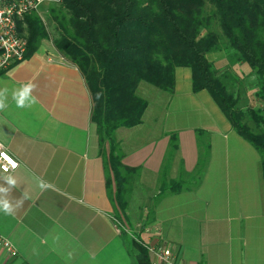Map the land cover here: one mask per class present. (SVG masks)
<instances>
[{
    "label": "crops",
    "instance_id": "0c3cea01",
    "mask_svg": "<svg viewBox=\"0 0 264 264\" xmlns=\"http://www.w3.org/2000/svg\"><path fill=\"white\" fill-rule=\"evenodd\" d=\"M209 59L220 70L229 66L224 53ZM233 70L242 79L251 74L247 64ZM28 82L37 85L38 102L21 109L11 94ZM5 87L0 145L20 166L10 174L17 185L0 197L13 204L27 198L13 215L0 212V236L17 253L0 244V264H160L147 245L170 247L174 264H264L261 157L211 95L194 90L190 68L176 70L173 93L149 89L141 125L116 131L122 163L140 170L126 217L111 200L116 184L107 165L109 147L100 146L79 68L54 45H42L0 74ZM172 137L178 145L168 179L195 173L201 141L208 146L207 167L195 190L158 200ZM4 176L0 172V185L7 187ZM40 180L51 187L41 190Z\"/></svg>",
    "mask_w": 264,
    "mask_h": 264
},
{
    "label": "trees",
    "instance_id": "16d2710c",
    "mask_svg": "<svg viewBox=\"0 0 264 264\" xmlns=\"http://www.w3.org/2000/svg\"><path fill=\"white\" fill-rule=\"evenodd\" d=\"M53 1L47 12L58 32L53 45L87 82L100 146L109 147L107 165L116 184L110 195L118 214L126 217L140 170L122 163L116 131L142 124L148 107L139 94L142 83L171 94L178 68L192 70L194 90L207 91L235 132L257 150L264 180V0ZM20 32L27 41L25 60L49 39L37 13L22 20ZM219 52L227 56L225 70L209 59ZM239 64H247L251 74L240 78L233 70ZM251 87L257 89L258 109L250 108ZM177 145L172 137L158 200L195 190L205 173L208 146L201 141L195 173L168 179Z\"/></svg>",
    "mask_w": 264,
    "mask_h": 264
},
{
    "label": "built area",
    "instance_id": "2783aa9c",
    "mask_svg": "<svg viewBox=\"0 0 264 264\" xmlns=\"http://www.w3.org/2000/svg\"><path fill=\"white\" fill-rule=\"evenodd\" d=\"M45 2H54L53 0H0V74L7 72L14 66L26 61L27 41L20 32L22 20L33 13H39L40 6ZM0 152L6 153L18 165L15 169L7 165L9 171L0 172L4 175H10L18 170L19 162L0 145ZM7 164V161L0 158V165ZM120 227L123 225L117 223ZM125 229V228H123ZM0 244L10 255L16 256V250L12 243L0 236ZM148 251L155 255L160 264H174L172 260V251L170 247H155L147 245Z\"/></svg>",
    "mask_w": 264,
    "mask_h": 264
},
{
    "label": "clouds",
    "instance_id": "9594fccd",
    "mask_svg": "<svg viewBox=\"0 0 264 264\" xmlns=\"http://www.w3.org/2000/svg\"><path fill=\"white\" fill-rule=\"evenodd\" d=\"M37 85L33 82H28L23 84L18 89L12 91V99L15 101L16 106L18 108H31L35 105L37 101V97L33 95ZM8 88H0V111H3L7 107V99H8ZM0 158L7 161V164L0 165V168H3L4 172H8V166L11 165L13 169H15L18 165L15 161L12 160L6 153L0 152ZM3 180L7 187L0 185V193H8L12 188L17 185V180L12 175H7L3 177ZM39 187L41 190H46L51 187L47 182L40 180ZM27 196L24 195L20 200L17 201L16 204H13L12 201L5 197H0V212L5 215H13L18 207H20L23 203V199H26Z\"/></svg>",
    "mask_w": 264,
    "mask_h": 264
},
{
    "label": "rangeland",
    "instance_id": "374dc122",
    "mask_svg": "<svg viewBox=\"0 0 264 264\" xmlns=\"http://www.w3.org/2000/svg\"><path fill=\"white\" fill-rule=\"evenodd\" d=\"M52 5L50 2H45L43 3L40 8H39V13L38 16L43 20V22L45 23L47 29H48V33H49V39L47 41H45L43 43V47H46V48H50L53 46V40L58 36V32L56 31V27H55V24L52 23L51 24V21L50 19L48 18V7ZM153 86L149 85V84H146V83H142L140 89H139V94L145 98L144 96H146L148 94V92L150 91L149 89H152ZM249 99H250V108H253V109H258L259 106H260V102H258L257 98H256V94L253 93V90L255 89L257 91L256 88L254 87H251L249 88Z\"/></svg>",
    "mask_w": 264,
    "mask_h": 264
}]
</instances>
